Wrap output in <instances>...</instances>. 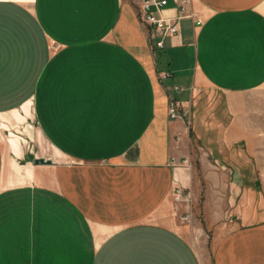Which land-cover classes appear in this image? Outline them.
Masks as SVG:
<instances>
[{
    "label": "crops",
    "instance_id": "0c3cea01",
    "mask_svg": "<svg viewBox=\"0 0 264 264\" xmlns=\"http://www.w3.org/2000/svg\"><path fill=\"white\" fill-rule=\"evenodd\" d=\"M139 3L0 0V124L25 131H0V264H202L171 196L192 179V140L206 170L208 155L233 168L214 151L245 143L241 100H264V0H192L202 23L182 19L161 49ZM177 13L170 0L163 14ZM172 97L190 104V130ZM205 179L232 194L215 209L205 195L211 264H264L260 200L243 180Z\"/></svg>",
    "mask_w": 264,
    "mask_h": 264
},
{
    "label": "rangeland",
    "instance_id": "374dc122",
    "mask_svg": "<svg viewBox=\"0 0 264 264\" xmlns=\"http://www.w3.org/2000/svg\"><path fill=\"white\" fill-rule=\"evenodd\" d=\"M137 4L140 0H134ZM172 1V0H171ZM239 122L244 128L246 133L245 143L238 142L236 144L224 145L220 148L222 152L216 149L214 156H220V159L225 160L233 168L229 169H211L213 168L211 162L214 161L212 156L208 155V166L210 169L206 170L200 163V159L204 156L202 149L195 148V141L191 142V165L193 164L192 179L188 185H182L178 183L175 185L171 196V215L176 220L178 230L192 243L196 248L197 253L202 260V264H211L213 249L215 243V237L220 234L216 232L218 229L217 224L212 223L211 217H206L204 213V200L205 195L208 193V199H212L208 202L209 208H218L217 204H220L217 200L216 193L223 192L224 195H230L231 191L226 189V186H212L206 184V173L209 176H222L225 180H228L230 184L243 180L245 188H248L251 199L255 195V199L260 200L261 210H264V100H241ZM187 106L190 104L186 103ZM191 112V111H190ZM191 113L185 118L186 128L190 130L191 127ZM0 131L5 135L6 140L14 139L17 141V136L25 137L24 126L16 127L7 126L5 122H1ZM217 132V131H216ZM14 133V134H13ZM212 142L213 141V138ZM214 140H220V138H214ZM214 146V143L212 144ZM254 155L251 156L247 152V148ZM196 150V155H193V150ZM34 156L31 157V160ZM195 158V159H194ZM255 160L259 168H253ZM238 166H244L242 168H236ZM220 167V165H218ZM219 172V173H217ZM228 173V174H227ZM250 188V189H249ZM236 189V188H235ZM234 189V190H235ZM252 189V190H251ZM216 196V197H215ZM246 198V197H245ZM243 202L242 199L240 203ZM245 203V208H251V202ZM225 207V211L230 210L231 206L228 204ZM220 208V205H219ZM232 214V213H231ZM235 219L234 217H224V221H230ZM224 226V225H223Z\"/></svg>",
    "mask_w": 264,
    "mask_h": 264
},
{
    "label": "built area",
    "instance_id": "2783aa9c",
    "mask_svg": "<svg viewBox=\"0 0 264 264\" xmlns=\"http://www.w3.org/2000/svg\"><path fill=\"white\" fill-rule=\"evenodd\" d=\"M170 0H140L139 3V21L143 28L147 30L150 44L153 49L165 47L166 40L180 31L181 21L184 18H192L198 24L202 20L191 8L192 0H172L178 13L174 16H165L164 8ZM161 79H167L172 76L170 71H164L159 74ZM175 91L180 92L182 87L174 86ZM189 106L178 97H172L169 102L168 114L171 119H185L190 115ZM182 164L187 163V159L181 160Z\"/></svg>",
    "mask_w": 264,
    "mask_h": 264
},
{
    "label": "water",
    "instance_id": "95a60500",
    "mask_svg": "<svg viewBox=\"0 0 264 264\" xmlns=\"http://www.w3.org/2000/svg\"><path fill=\"white\" fill-rule=\"evenodd\" d=\"M34 164H52L54 163L51 158H45V157H35L34 158Z\"/></svg>",
    "mask_w": 264,
    "mask_h": 264
}]
</instances>
